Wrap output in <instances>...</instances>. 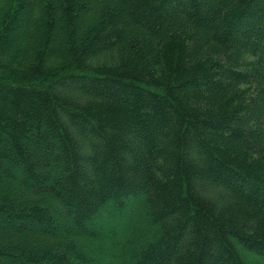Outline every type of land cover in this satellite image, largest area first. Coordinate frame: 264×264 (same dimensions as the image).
Here are the masks:
<instances>
[{
    "label": "trees",
    "instance_id": "1",
    "mask_svg": "<svg viewBox=\"0 0 264 264\" xmlns=\"http://www.w3.org/2000/svg\"><path fill=\"white\" fill-rule=\"evenodd\" d=\"M105 255L264 264V0H0V264Z\"/></svg>",
    "mask_w": 264,
    "mask_h": 264
},
{
    "label": "rangeland",
    "instance_id": "2",
    "mask_svg": "<svg viewBox=\"0 0 264 264\" xmlns=\"http://www.w3.org/2000/svg\"><path fill=\"white\" fill-rule=\"evenodd\" d=\"M137 212V211H136ZM133 230H131V231H128V234L130 235V234H133ZM136 233H135V235L138 237V239H142L143 237H144V230L141 228V229H138L137 231H135ZM105 260H106V262H107V264H111L112 263V261H111V259H110V257H108L107 255H105L104 257H103Z\"/></svg>",
    "mask_w": 264,
    "mask_h": 264
}]
</instances>
